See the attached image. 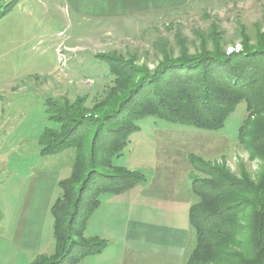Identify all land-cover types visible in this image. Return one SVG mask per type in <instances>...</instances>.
<instances>
[{"label":"rangeland","instance_id":"374dc122","mask_svg":"<svg viewBox=\"0 0 264 264\" xmlns=\"http://www.w3.org/2000/svg\"><path fill=\"white\" fill-rule=\"evenodd\" d=\"M12 1L15 7L0 16V192H7L6 197L0 195V204L6 201L9 205L6 220H12L19 207L16 200L21 199L15 196L18 191L47 188L53 200L48 208V220H44L45 242L52 236L54 219L50 209L62 195L58 182L70 176L76 154L72 148L57 155L40 156L42 133L46 128L60 127L49 120L47 101L50 98L69 102L83 98L86 107L94 108L93 113L80 111L84 117H77L81 122L89 121L79 131L85 134L88 147L95 132L100 130L98 121L104 119L108 124V115L116 109V101L108 107L99 106L117 79L111 75L107 60H113L122 76L131 77L136 83L143 72L148 78L163 64L181 56L173 50L176 33H183L192 55L196 54L198 35L207 33L213 25L223 32L227 55L264 48V40L257 34L264 31V0H190L159 14H141L116 21L82 20L61 0H19V4L15 0H0V14ZM56 3H59L57 8ZM246 37L251 43L244 47L242 41ZM132 82L128 88L135 85ZM245 117L246 104L242 102L224 128L217 131L174 124L152 116L135 122L137 129L130 136L128 146L120 157L113 159L116 167L143 172L146 182L134 188H145L146 194H151V198L136 197L132 217L148 225L142 228L146 236L143 242L132 237L131 243L140 242V249L150 252L153 247L175 249L152 241L157 237L167 240L173 234L170 229L157 231L154 226H190L186 202L182 200L189 193L191 203L197 201L190 194L191 154L209 164L225 166L235 177L247 173L257 179L261 163L250 159L238 138ZM103 169L105 173L114 172ZM41 175L42 179H55L56 184L44 185ZM171 195H174L171 205L158 203ZM107 196L104 193L99 199L104 201ZM138 199L148 203L139 207ZM135 228L138 229L134 225ZM85 235L90 237L86 232ZM195 244L196 235L190 227L186 251L177 250L185 253L182 259L169 252L145 253L139 255L144 257L141 264H186Z\"/></svg>","mask_w":264,"mask_h":264},{"label":"trees","instance_id":"16d2710c","mask_svg":"<svg viewBox=\"0 0 264 264\" xmlns=\"http://www.w3.org/2000/svg\"><path fill=\"white\" fill-rule=\"evenodd\" d=\"M14 7L13 1L8 3L0 16ZM261 32L257 34L264 40ZM183 36L176 33L173 49L181 56L163 64L148 78L143 72L136 83L131 77L124 78L113 60H107L111 75L117 79L99 106L108 107L116 101V109L108 115V124L104 119L98 121L100 130L88 147L85 134L79 131L89 121L84 123L77 117H84L81 112L93 113L94 108L86 107L83 98L47 101L49 120L60 127L46 128L42 133L40 156L72 148L76 154L70 176L58 182L62 195L51 207L55 252L38 256L32 264H80L106 249V240L86 237L85 232L101 205L102 194L121 195L147 180L143 172L113 163L128 146L137 120L152 116L217 131L224 128L242 102L246 104V117L238 138L250 159L261 163L260 173L256 180L247 173L235 177L225 166L190 155L191 192L197 201L188 216L196 244L186 264H264V48L227 55L223 32L213 25L207 33L198 35L196 54L192 56ZM242 43L245 47L251 42L246 37ZM129 82L135 85L128 88ZM103 168L114 172L105 173Z\"/></svg>","mask_w":264,"mask_h":264},{"label":"crops","instance_id":"0c3cea01","mask_svg":"<svg viewBox=\"0 0 264 264\" xmlns=\"http://www.w3.org/2000/svg\"><path fill=\"white\" fill-rule=\"evenodd\" d=\"M15 1H17L16 4L20 3L19 0ZM189 1L61 0L62 3L66 4L65 7L80 16L82 20L92 19L97 21H116L130 17L134 18V16L141 14H159L170 9H176ZM58 5L59 3H56L55 8ZM40 178L44 185L49 183L56 184L55 179H42V175ZM5 194L7 192H0L3 197H6ZM15 196L21 199L16 200L19 207L16 216L12 220H6L7 207L9 205H7L6 201L0 204V264H32L39 255H51L56 248L54 220L52 222V236L46 242L43 239L46 225L44 220H48V208L53 199L47 188L43 190H39V188L25 189L18 191ZM136 197L140 199L144 197L151 198V194H146L145 188L138 190L134 188L121 195L108 194L106 199L101 201L100 207L94 212L88 222L86 234L90 237H99L106 240L108 246L100 254L89 256L80 264H141L144 257L139 255L145 253L157 254L158 252L176 254L175 257H178V260L184 257L185 253H182V251L177 253L179 252L177 250L186 251L191 225L187 228H178L174 225L164 226L166 228L154 226L157 231L170 229L173 234L169 237L167 236V240L157 237L152 241L159 245L169 244L170 247L175 249L153 247L151 252L140 249V245H142L140 242H143V237H146L142 232V228L148 224L142 220H134L132 217V211L136 209ZM158 197L162 196L158 195ZM173 198L174 195H171L167 198L168 200L162 199L158 203L160 205H171ZM39 199L42 200V205H40ZM184 201L186 202L187 212H189V208L192 205L189 193L182 200L183 203ZM137 202L140 203L139 207H141V205H145L143 203H148V200L138 199ZM134 225L138 228L137 230L136 228L133 229ZM49 227L51 228V226ZM134 230L135 233H133ZM132 237L140 242L131 243L129 239ZM112 242L113 245L111 246ZM119 245L121 246L119 247ZM116 246L117 248H115Z\"/></svg>","mask_w":264,"mask_h":264}]
</instances>
